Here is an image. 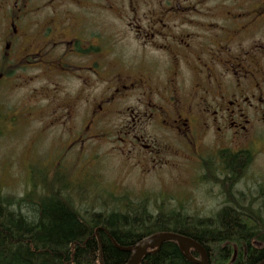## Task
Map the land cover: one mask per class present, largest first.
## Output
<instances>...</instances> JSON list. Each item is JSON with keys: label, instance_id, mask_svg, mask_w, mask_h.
<instances>
[{"label": "flooded vegetation", "instance_id": "af4514ba", "mask_svg": "<svg viewBox=\"0 0 264 264\" xmlns=\"http://www.w3.org/2000/svg\"><path fill=\"white\" fill-rule=\"evenodd\" d=\"M24 86L33 103L0 101V136L33 109L71 146L112 136L143 176L198 162L207 142L216 165L248 167L264 140V0H0V98Z\"/></svg>", "mask_w": 264, "mask_h": 264}, {"label": "trees", "instance_id": "16d2710c", "mask_svg": "<svg viewBox=\"0 0 264 264\" xmlns=\"http://www.w3.org/2000/svg\"><path fill=\"white\" fill-rule=\"evenodd\" d=\"M249 158L244 161L240 154L223 155L217 175L203 161L204 179L218 183L224 196L222 206L210 216L177 209L163 212L160 206L151 211L144 202L83 214L66 196L65 177L56 176L58 181L48 184L41 170L32 168L29 180L42 190L38 200H31L34 191L20 199L0 196V264H99L97 237L103 263L123 264L128 253L117 245L129 246L155 232L192 238L206 250L208 264H256L264 258V200L255 210L252 203L236 198L233 187ZM33 170L35 177L38 173L36 180ZM190 253L199 258L197 251L191 249ZM139 264L194 263L184 257L175 241L167 240L158 251L144 255Z\"/></svg>", "mask_w": 264, "mask_h": 264}, {"label": "rangeland", "instance_id": "374dc122", "mask_svg": "<svg viewBox=\"0 0 264 264\" xmlns=\"http://www.w3.org/2000/svg\"><path fill=\"white\" fill-rule=\"evenodd\" d=\"M27 93L28 89L26 90L24 86L13 91L9 102L8 94L5 99L0 98V101L14 111L22 107L24 102L31 101L27 98ZM32 103L33 101L30 102ZM14 113V118L9 115L10 112L7 113L10 121L15 122L12 127V129L16 127L15 131L11 129L13 135L9 133L0 136L2 197L20 199L25 197L28 191H34L31 200L33 202L38 200L42 190L39 185L33 187L29 180L27 162H31L37 166L35 169H38V172L41 170L44 181L48 184L58 181L57 177H65L63 184H68L69 190L66 196L83 214L109 212L124 208L129 202H144L151 211H157V207L160 206L163 212L177 209L192 215L210 216L224 200L221 186L204 179L206 177L204 165L202 162L199 163L200 159L204 158L211 168L213 167L214 174H218L216 155L213 152L215 146L209 142L197 149L200 151L199 157L201 152H205L197 159L198 162L191 164L181 162L170 168H158L143 176L133 167L131 160H125L112 149V136L99 137L96 141L86 140L82 146L79 142L71 146L69 145L71 140L67 134H62L61 126L56 125L39 131L35 110L25 113L18 110ZM173 147V154L179 155L185 151ZM258 148L261 151L245 169V175L240 177L234 188L237 192L234 193L237 195L236 198L242 199L246 204L252 203L255 210L264 200V140L258 144ZM55 149L62 153L59 158L62 169L40 167L44 164L42 161L45 156ZM32 173V178L36 180L38 173L36 177L34 174L36 170Z\"/></svg>", "mask_w": 264, "mask_h": 264}, {"label": "water", "instance_id": "95a60500", "mask_svg": "<svg viewBox=\"0 0 264 264\" xmlns=\"http://www.w3.org/2000/svg\"><path fill=\"white\" fill-rule=\"evenodd\" d=\"M99 239V238H98ZM173 240L177 242L184 257L194 264H208L207 253L204 247L185 235L174 232H155L142 237L137 242L129 246L117 247L128 253L127 260L124 264H139L142 257L148 253H153L159 250L164 241ZM190 249H194L199 253V258H195L190 254ZM101 247L99 248L98 260L99 264H104L102 260ZM256 264H264V258Z\"/></svg>", "mask_w": 264, "mask_h": 264}, {"label": "bare ground", "instance_id": "6f19581e", "mask_svg": "<svg viewBox=\"0 0 264 264\" xmlns=\"http://www.w3.org/2000/svg\"><path fill=\"white\" fill-rule=\"evenodd\" d=\"M222 173V172H221ZM237 196V195H236ZM225 204V203H224ZM97 239H98V237H97ZM98 247L100 248L101 247V242H100V239H98ZM98 262H99V260H98Z\"/></svg>", "mask_w": 264, "mask_h": 264}]
</instances>
